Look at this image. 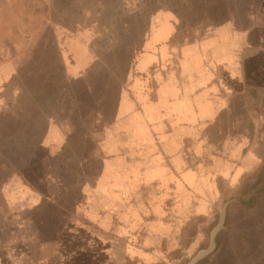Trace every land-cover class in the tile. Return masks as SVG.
<instances>
[{"label": "crops", "instance_id": "1", "mask_svg": "<svg viewBox=\"0 0 264 264\" xmlns=\"http://www.w3.org/2000/svg\"><path fill=\"white\" fill-rule=\"evenodd\" d=\"M130 13L121 86L79 43L60 94L55 79L37 96L66 109L39 108L25 129L0 103V264H179L207 247L223 204L234 202L228 222L231 206L255 209L264 195L248 206L264 171V121L245 104L264 26L230 19L188 42L174 11ZM43 72L16 87L15 104ZM7 135L17 140L3 145ZM240 189L250 199L224 200Z\"/></svg>", "mask_w": 264, "mask_h": 264}, {"label": "rangeland", "instance_id": "2", "mask_svg": "<svg viewBox=\"0 0 264 264\" xmlns=\"http://www.w3.org/2000/svg\"><path fill=\"white\" fill-rule=\"evenodd\" d=\"M164 9L177 14L181 30L179 37L188 42L194 39L196 28L218 26L230 19L242 26H264V0H0V103L16 105L17 111L24 115L22 125L27 126L25 129H33L28 119L34 112L39 113V108L51 112L55 109V113L66 109L67 106L48 105L47 100L50 99L37 96L48 84L52 87L55 79L54 90L60 94L61 83L66 78L58 76L64 73L71 60L77 58L72 48L78 47L79 43L88 45L96 63L100 64L103 59L111 63L110 70L107 68L111 86H121L125 80L123 58L127 54L130 56L132 51L128 49L131 40L130 11H133V16L138 10L152 15ZM261 52L255 55L257 59L249 60L255 68V78L248 82L245 95L249 121H252L250 111L264 121V49ZM111 54L114 57H110ZM93 68L86 72H92ZM41 69L46 72L40 78L35 76L30 85L17 94L20 100L15 104L16 87L21 91L24 78L30 76L31 71L38 74ZM109 118L110 114L101 122L108 124L111 122ZM78 125L85 131L94 129V124L84 127L78 122ZM259 132L264 134V130ZM29 135L33 140L36 132ZM5 137L3 145L17 140V136ZM245 152L242 147L238 151L241 156ZM203 159V156L199 157L198 162ZM160 194L152 193L153 196ZM230 197H239L245 202L251 196L240 189L226 193L224 200ZM167 199L169 196L163 198L164 201ZM170 201L176 204V199ZM253 208L247 209L240 203L230 207L227 226L219 237L218 250L204 264H264V195ZM216 211L218 216L219 211ZM191 254H187L179 264H186Z\"/></svg>", "mask_w": 264, "mask_h": 264}, {"label": "water", "instance_id": "3", "mask_svg": "<svg viewBox=\"0 0 264 264\" xmlns=\"http://www.w3.org/2000/svg\"><path fill=\"white\" fill-rule=\"evenodd\" d=\"M234 203L233 201H228L227 203L223 204L220 209V214L217 223L213 226L209 233V242L206 248L200 249L186 264H199L200 262L207 259L211 256L218 247V236L224 230L227 217H228V205Z\"/></svg>", "mask_w": 264, "mask_h": 264}, {"label": "trees", "instance_id": "4", "mask_svg": "<svg viewBox=\"0 0 264 264\" xmlns=\"http://www.w3.org/2000/svg\"><path fill=\"white\" fill-rule=\"evenodd\" d=\"M257 184V186H259L260 185V188H258V193H257V195L255 196V197H253L252 199H251V201L248 203V206L249 207H252L253 206V204H254V202L255 201H257L263 194H264V171L261 173V175L258 177V179H257V182H256ZM205 263V261H203L202 263H200V264H204Z\"/></svg>", "mask_w": 264, "mask_h": 264}, {"label": "bare ground", "instance_id": "5", "mask_svg": "<svg viewBox=\"0 0 264 264\" xmlns=\"http://www.w3.org/2000/svg\"><path fill=\"white\" fill-rule=\"evenodd\" d=\"M221 53V52H220Z\"/></svg>", "mask_w": 264, "mask_h": 264}]
</instances>
